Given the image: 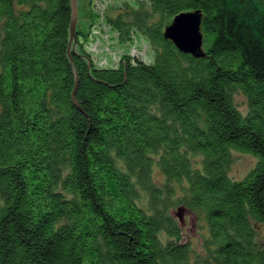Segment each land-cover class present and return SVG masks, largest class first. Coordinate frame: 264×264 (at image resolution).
Returning <instances> with one entry per match:
<instances>
[{"label":"trees","instance_id":"trees-1","mask_svg":"<svg viewBox=\"0 0 264 264\" xmlns=\"http://www.w3.org/2000/svg\"><path fill=\"white\" fill-rule=\"evenodd\" d=\"M188 12L202 14L201 58L164 36ZM71 19V0H0V264H264V0L93 10L92 26L155 55L114 67L78 28L71 64ZM235 152L257 159L242 180ZM179 210L205 222L204 254Z\"/></svg>","mask_w":264,"mask_h":264},{"label":"rangeland","instance_id":"rangeland-1","mask_svg":"<svg viewBox=\"0 0 264 264\" xmlns=\"http://www.w3.org/2000/svg\"><path fill=\"white\" fill-rule=\"evenodd\" d=\"M88 18L91 22L90 14L95 12L103 13L108 5L121 3L124 0H88ZM92 3V6L90 5ZM89 29H91L89 31ZM82 33V32H80ZM83 34L81 44L91 55L95 65L103 67H114L119 64L122 56L130 55L141 58L147 63H154L155 55L149 43L145 39L137 38L133 44L121 45L117 42L116 35L106 27L101 20L94 22L93 26L87 28ZM237 104L242 112H246V99L242 95L237 96ZM233 164L229 175L234 180H242L256 166L257 159L249 154L239 152L233 153ZM155 179L164 182L161 173L155 171ZM177 211V209L175 208ZM175 211V212H176ZM178 213V212H177ZM178 221H183L184 240L189 242L196 254H204V236L207 233L206 224L191 214L184 213L178 216ZM258 239L264 241V225L258 226Z\"/></svg>","mask_w":264,"mask_h":264},{"label":"water","instance_id":"water-1","mask_svg":"<svg viewBox=\"0 0 264 264\" xmlns=\"http://www.w3.org/2000/svg\"><path fill=\"white\" fill-rule=\"evenodd\" d=\"M88 0H71L72 19L70 25V41L68 45V56L73 64V53L77 45V28L80 32L86 33L89 25L88 18ZM202 14L201 12L182 13L174 18L172 23L167 26L164 36L171 41L174 46L183 54L191 55L195 58H201L203 54V34L201 30ZM76 84L72 94L75 105L76 93L79 87V76L75 70ZM78 106V105H77ZM179 210L177 215H183Z\"/></svg>","mask_w":264,"mask_h":264},{"label":"crops","instance_id":"crops-1","mask_svg":"<svg viewBox=\"0 0 264 264\" xmlns=\"http://www.w3.org/2000/svg\"><path fill=\"white\" fill-rule=\"evenodd\" d=\"M92 25H91V23H89V28L91 27ZM91 29H89V31H90Z\"/></svg>","mask_w":264,"mask_h":264}]
</instances>
